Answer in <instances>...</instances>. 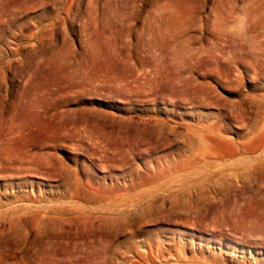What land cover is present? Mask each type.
Returning <instances> with one entry per match:
<instances>
[{
    "label": "rangeland",
    "instance_id": "obj_1",
    "mask_svg": "<svg viewBox=\"0 0 264 264\" xmlns=\"http://www.w3.org/2000/svg\"><path fill=\"white\" fill-rule=\"evenodd\" d=\"M0 264H264V0H0Z\"/></svg>",
    "mask_w": 264,
    "mask_h": 264
}]
</instances>
